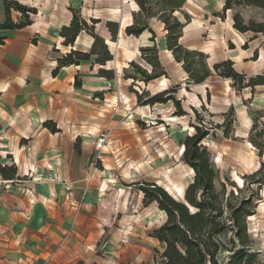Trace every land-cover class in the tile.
Instances as JSON below:
<instances>
[{
  "label": "rangeland",
  "instance_id": "1",
  "mask_svg": "<svg viewBox=\"0 0 264 264\" xmlns=\"http://www.w3.org/2000/svg\"><path fill=\"white\" fill-rule=\"evenodd\" d=\"M123 3L127 6L128 16L120 23L121 36L119 35L115 44L111 42L112 35L106 23L108 20H118L119 17L114 11H109V15L104 17L93 15L94 19H103L96 25L92 22L93 18L86 16L88 26L94 27L95 33L104 39L105 46L114 58L104 68L111 70L115 79L110 81V89L102 92L99 98H93L96 103L94 108L85 105V111L90 110L93 116L83 115L80 122L84 123H78L74 133L67 134L71 143L76 134L83 132L82 137L76 140V148L79 154L90 159L89 170L85 172L81 182V197L93 196L99 200L92 198V201H100L101 205L108 199L103 204V209L109 208L116 212L123 210L124 196L128 204L125 221L120 222L115 218L111 223V218L109 219L107 233L96 247L98 258L94 259L98 261L90 264H154L155 259L160 258L157 252L162 253L164 248L153 238V233L167 218L164 213H160L157 203L144 202L141 189H150L148 184L154 183L178 202H184L185 191L195 177L194 169L184 161L185 142L197 134L198 128L201 134L208 131L199 146L207 154L215 172L216 191L225 193L224 205H239L243 200L253 198V205L247 206H253L252 209L256 207L257 213L256 217L247 218L246 245L253 249V253L262 251L256 255L252 264H264V89L258 88V92L252 93L251 87H248L251 79L264 77V36L249 32L248 42L238 48L227 41L226 34L223 36L221 33L227 31V26L222 22L227 21L229 16L234 17L236 13L242 15L248 26L252 23H263L264 9L252 6L236 7L228 11L225 20H222L218 16L224 15V0H190L185 5L183 12L191 19V25L188 35L180 44L190 51L205 54V61L211 69L214 65L207 58V53H217L220 60L238 53V56L233 57L237 60L239 54H250L258 46L257 53H251V58L244 60L241 65L233 62L236 72H240L242 68L254 73L244 75L246 80L243 85L236 86L233 80L221 77L218 72H213L214 75L203 84L194 85L189 83V75L182 64L171 60L167 51V31L161 21H150V29L155 34L154 42L151 41L153 34L149 30L140 37L128 36L124 32L125 24L131 26L135 18L130 15L131 0H123ZM161 6L156 1L152 3L155 11L160 10ZM176 16L183 23H187L182 14L177 13ZM87 35L89 34L86 32L80 35L75 46L78 51L90 52L94 40ZM106 39L111 41L106 43ZM153 46L158 50L165 76L147 84L142 81L143 76L138 68L148 74L154 68L145 61L141 49ZM65 50L72 51L70 48ZM97 51L103 53V47L100 45ZM148 56L152 59L154 53L150 51ZM130 60L138 68L132 67L128 63ZM201 60L202 58H196L195 62L199 65ZM84 65L87 66L86 70L94 66L93 72L99 69L94 64V59ZM219 72L229 73L226 67ZM127 77H134L135 80ZM158 81L163 83H157V89H152L151 92L158 93L152 94L149 89ZM154 96H158L163 103L144 105ZM252 97L254 100L245 101ZM247 115L250 119H247ZM83 126L84 129H79ZM100 132H107L111 137L103 153V162L98 159L93 161L92 149L88 148L91 145L89 140ZM28 138L21 141L22 153L34 154L37 152L36 143L32 137ZM10 150L15 155L19 152L18 147ZM9 157L12 158L8 162L10 167L6 166L4 169L17 172V165L11 163L13 157ZM261 168L258 176L251 177ZM108 171L110 176L107 175ZM39 176L41 175L36 177ZM42 178L40 182L47 181L44 175ZM258 180L263 182L262 187L254 183ZM105 184L107 186L104 187ZM231 192L237 200L233 199ZM102 195L105 199L103 201L100 200ZM228 212L229 209L225 208L224 216L227 217ZM227 255L228 253L225 256ZM86 262L82 260L80 264Z\"/></svg>",
  "mask_w": 264,
  "mask_h": 264
},
{
  "label": "crops",
  "instance_id": "2",
  "mask_svg": "<svg viewBox=\"0 0 264 264\" xmlns=\"http://www.w3.org/2000/svg\"><path fill=\"white\" fill-rule=\"evenodd\" d=\"M7 1H16L34 9L36 14L30 15L29 24L22 29L0 31V37L4 40V44L0 45V164L5 163L10 167L8 162L12 158L9 156H12L11 163L18 167L15 175L17 180L12 181L20 182L4 192L0 200V264H80L82 260L87 261L85 264L95 263L98 261L94 259L98 258L96 247L107 233L109 219L111 218V223L115 218L120 222L125 221L128 204L124 196L123 210L116 212L109 208L103 209V204L108 201L103 195L100 196L101 201L105 200L102 205L100 201H92V198L99 200L93 196L81 197V182L85 172L89 170L90 159L79 154L76 148V140L82 137L83 132L76 134L71 143L67 134L74 133L78 123H84L80 122L83 115L93 116L87 110L96 105L93 98H99L102 92L110 89V81L115 78L109 80L101 76L100 71L105 70L107 65L96 64L99 69L95 72L94 66L86 70L84 63L56 70L58 60L71 51L66 52L65 49L78 51L75 46L80 36L74 47H65L61 37L62 29L72 23L73 10L80 12L86 21V16L104 17L109 15V11H114L119 17L116 23L120 24L128 16L127 6L123 0ZM131 3L130 15L134 16L139 7L134 0ZM8 17L15 24L27 20L14 10L7 13L4 0H0V26L7 23ZM93 20H98L99 23L103 21L102 18ZM108 22L113 21L108 20L106 23ZM224 22L222 24L227 26V31L224 34L221 32L222 35L226 34L227 41L234 46L243 47L248 42L249 32L242 34L235 30L231 16ZM190 25L191 22L183 31L181 44L188 35ZM127 27L129 25L125 24L124 32ZM121 30L120 26V36ZM145 34L146 31L141 36ZM87 36L94 40L90 35ZM108 40L106 39V43ZM167 51L171 60L175 61L172 52ZM257 51L258 46L250 54H239L237 60L233 57L238 56V53L222 60L217 53L206 55L213 65L228 60L241 65L244 60L251 58V53L256 54ZM128 63H133V60ZM237 72L254 75L242 68ZM77 78L81 83L80 87L76 86ZM157 83L163 82L158 81L152 85L150 92L157 89ZM258 88L264 89V85L251 88V92L256 93ZM253 97L246 98L245 101L254 100ZM262 101L264 105V98ZM85 105L88 106L87 111ZM247 119H250L249 115ZM48 122L54 124L57 132L45 127ZM79 129H84V126ZM29 136L36 143L37 152L34 154L22 153L20 147L21 141L29 139ZM96 137L91 138V145H88L92 149L93 161H96L97 152L92 141ZM68 144L72 147H68ZM13 147L19 148L17 155L11 152ZM49 166L59 172L65 185L34 180L37 175H44L47 179ZM107 175L110 176L111 173L108 171ZM28 192H33V195ZM256 253L260 254L262 251Z\"/></svg>",
  "mask_w": 264,
  "mask_h": 264
},
{
  "label": "trees",
  "instance_id": "3",
  "mask_svg": "<svg viewBox=\"0 0 264 264\" xmlns=\"http://www.w3.org/2000/svg\"><path fill=\"white\" fill-rule=\"evenodd\" d=\"M156 1L161 6L160 10L155 11L152 3ZM138 5L139 11L134 14L135 22L126 28L128 36L140 37L145 31L149 30L153 34L152 42L155 40V34L150 29V21L157 19L161 21L167 31V49L172 52L175 61L182 64L184 70L189 75V83L201 85L218 72L221 77L233 80L235 85H243L246 76L239 74L234 70V63L231 61L216 64L211 69L205 61V54L198 51H190L180 44L183 37V29L191 19L185 14L184 8L187 0H134ZM224 10L222 20H225V14L234 10L236 7L252 6L264 9V0H224ZM7 13L11 10L21 13L27 19L25 22L15 24L8 17L7 23L0 26V31L4 29H22L29 24L31 14H36V10L21 5L16 1L4 0ZM73 20L69 27H64L61 31V37L64 39L65 47H74L77 38L81 33L86 32L92 36L94 42L88 53L72 50L70 53L58 60V70L63 67L79 66L82 63L90 62L94 59V64L106 66L107 63L114 60L104 39L98 36L94 27L90 28L80 12L73 10ZM177 13L182 14L187 23L180 21ZM143 19V20H142ZM234 29L239 33L245 34L253 32L264 36V22L251 26L245 24L244 18L240 13L233 17ZM93 24H99L98 20H92ZM107 28L112 35L113 42H117L120 24L108 22ZM4 44L3 38L0 37V45ZM101 45L103 53H99L97 48ZM154 53V58L150 59L148 52ZM143 58L153 68V72L148 74L141 70L135 63L132 67H137L139 73L143 76L144 83H150L153 80L165 76V71L161 67L158 50L156 46L145 47L141 49ZM196 58H202L199 65L195 62ZM198 67V68H197ZM226 67L228 74L219 72ZM158 70V71H157ZM155 71V72H154ZM101 76L106 79H113V72L101 70ZM127 79H133L127 77ZM264 85V77L251 79L248 87ZM76 86L80 87L81 83L76 79ZM141 98L139 97V100ZM163 103L158 96L149 98L144 105H155ZM180 106V104H177ZM45 127L57 132L54 124L48 122ZM197 134L188 138L185 142L184 161L195 171L193 183L185 191L184 202H178L168 192L154 183L148 184L149 188H142L144 193V202L157 203L159 210L166 215V222L153 233V238L158 240L164 248L162 253L157 252L160 258H156L154 264H252L253 259L259 253L251 252L253 249L246 245L247 239V218H253L256 215V207L249 208L247 205H253V198L247 201L243 200L239 205H224L223 195L215 189V172L209 162L205 151H201L199 144L208 135L207 132L201 134L197 129ZM262 168L251 175L256 177L260 174ZM0 172L5 179L14 180L16 171L12 169L0 168ZM260 187L263 182L259 180ZM201 194V195H199ZM235 198L234 193H230ZM230 196V195H229ZM230 196V197H231ZM229 197V198H230ZM225 208L229 209L228 216L225 215ZM247 247V248H246ZM228 253L227 256H225Z\"/></svg>",
  "mask_w": 264,
  "mask_h": 264
},
{
  "label": "built area",
  "instance_id": "4",
  "mask_svg": "<svg viewBox=\"0 0 264 264\" xmlns=\"http://www.w3.org/2000/svg\"><path fill=\"white\" fill-rule=\"evenodd\" d=\"M111 141V137L110 134L107 132H101L93 141H92V145L95 148L96 152H97V156H96V160H100L103 162V153L105 148L109 145ZM0 166L2 168H5L7 165L5 163L0 164ZM48 176H47V181L49 183H53V184H66L65 181L62 180L60 174L58 171H55L52 169V167H48ZM40 177V178H39ZM36 177L34 180L36 182H40L42 178V175ZM18 185V181H12V180H6L2 174L0 173V200H1V196L3 195L4 192L8 191L9 188L12 185ZM29 195H33V192H28Z\"/></svg>",
  "mask_w": 264,
  "mask_h": 264
},
{
  "label": "bare ground",
  "instance_id": "5",
  "mask_svg": "<svg viewBox=\"0 0 264 264\" xmlns=\"http://www.w3.org/2000/svg\"><path fill=\"white\" fill-rule=\"evenodd\" d=\"M237 180H238L239 182H241V180H240L239 178H237Z\"/></svg>",
  "mask_w": 264,
  "mask_h": 264
},
{
  "label": "water",
  "instance_id": "6",
  "mask_svg": "<svg viewBox=\"0 0 264 264\" xmlns=\"http://www.w3.org/2000/svg\"><path fill=\"white\" fill-rule=\"evenodd\" d=\"M74 50V49H73Z\"/></svg>",
  "mask_w": 264,
  "mask_h": 264
}]
</instances>
